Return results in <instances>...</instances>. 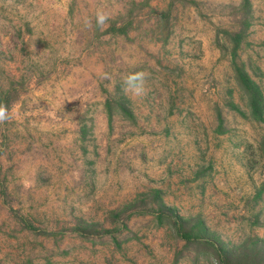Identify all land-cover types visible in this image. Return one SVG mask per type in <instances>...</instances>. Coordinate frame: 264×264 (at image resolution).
<instances>
[{
	"label": "rangeland",
	"instance_id": "rangeland-1",
	"mask_svg": "<svg viewBox=\"0 0 264 264\" xmlns=\"http://www.w3.org/2000/svg\"><path fill=\"white\" fill-rule=\"evenodd\" d=\"M196 1L164 22L169 0H0V87L19 88L0 124V264H220L158 222L155 188L229 242L264 236V120L229 53L240 0ZM250 2L237 60L264 94V0ZM136 71L139 98L122 91ZM106 96L133 117H108Z\"/></svg>",
	"mask_w": 264,
	"mask_h": 264
},
{
	"label": "trees",
	"instance_id": "trees-1",
	"mask_svg": "<svg viewBox=\"0 0 264 264\" xmlns=\"http://www.w3.org/2000/svg\"><path fill=\"white\" fill-rule=\"evenodd\" d=\"M176 2L185 4H197L196 0H169V7L160 12V16L165 22L169 15L172 5ZM237 12L235 17L238 19L237 25L227 30L231 37L230 43V60L233 68L234 79L244 97L249 116L255 121L264 120V94L258 82L249 74L244 63L237 60V47L239 46L246 29L250 23V0H240L235 6ZM169 9V11H168ZM131 25L130 18L126 21H120L116 26L113 22L109 29L121 33H127ZM167 32L166 26L163 27ZM167 34V33H166ZM166 36H164V39ZM19 88L15 85V81L8 84L5 88L0 87V103L6 104L8 107L16 99ZM104 105L111 117L112 111H118L126 117H133L130 107L124 96L111 97L106 96ZM236 108V106H235ZM221 117L219 118L218 130H223ZM155 208L153 213L159 223L170 224L178 236L187 241H195L197 254L214 255V259L220 264H264V236L246 235L238 242H229L223 239L218 233L211 230L206 223L199 218L195 223H189V218L179 214L173 206L167 204L161 196V190L155 188ZM89 233L90 231H85Z\"/></svg>",
	"mask_w": 264,
	"mask_h": 264
},
{
	"label": "clouds",
	"instance_id": "clouds-1",
	"mask_svg": "<svg viewBox=\"0 0 264 264\" xmlns=\"http://www.w3.org/2000/svg\"><path fill=\"white\" fill-rule=\"evenodd\" d=\"M110 19V14L98 9L95 13L96 26L103 30L104 26ZM86 26L91 27V21H85ZM146 79L147 73L145 71H136L127 75L123 80L122 91L131 97H143L146 95ZM14 109H10L6 104L0 103V124H5L13 119Z\"/></svg>",
	"mask_w": 264,
	"mask_h": 264
}]
</instances>
